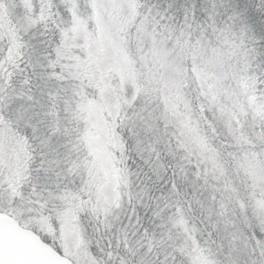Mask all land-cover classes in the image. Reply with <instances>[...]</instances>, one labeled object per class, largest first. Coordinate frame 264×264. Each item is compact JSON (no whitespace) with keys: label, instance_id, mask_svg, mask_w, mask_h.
<instances>
[{"label":"snow or ice","instance_id":"obj_1","mask_svg":"<svg viewBox=\"0 0 264 264\" xmlns=\"http://www.w3.org/2000/svg\"><path fill=\"white\" fill-rule=\"evenodd\" d=\"M22 7L15 25L0 29V264H195L194 245L204 264H264V0H212L200 9L201 31L224 33L223 23L251 33L247 68L229 85L233 104L220 103L207 73L196 77L199 120L212 113L208 127L228 143L220 150L208 141V154L193 166L179 137L175 144L160 137L136 106L126 108L118 134L123 154L137 160L136 180L127 201L112 203L99 200L89 178L92 158L72 104L78 92L67 82L62 55L80 4L40 0ZM128 7L136 19L158 25L157 17L172 18L175 6L131 0ZM181 9L191 28L187 8ZM196 13L193 4V20ZM154 185L165 189L162 196H153ZM66 210L77 226L67 244Z\"/></svg>","mask_w":264,"mask_h":264},{"label":"trees","instance_id":"obj_2","mask_svg":"<svg viewBox=\"0 0 264 264\" xmlns=\"http://www.w3.org/2000/svg\"><path fill=\"white\" fill-rule=\"evenodd\" d=\"M7 2L8 0H0V13L2 15V18H0V29H7L12 25V19L14 18L9 15L8 7L6 6ZM119 2L124 7L127 5V7L122 8L119 15H117V12L112 11L110 15H105L104 19L101 20L106 26H110L111 21L118 16L117 21L121 22L113 25V29L110 30V37L117 51L122 52L127 57L125 64H119V66H124L125 70L128 68L129 70L127 71L132 72L133 75L136 74V77L141 78L142 87L145 84L147 85L145 86V92L153 93L152 95H145L146 97L144 98L145 105H150L151 107L141 109L140 111L151 122L152 131L157 132L160 137H170L169 130H173L175 134H178V137L183 142V148L187 152H191L192 161L196 163L198 157L208 154V139L206 140L205 138H207L209 133L213 132L208 127V122L212 121L214 117L209 112L206 113L208 121L199 120L200 100L203 98L198 96L199 83L195 72L190 71V68H192L190 65H196L201 74L207 73L209 81L222 94L221 104H233L235 98L230 94L229 85L232 82L234 73L247 68L248 56L246 48L249 45L251 33L244 26L236 25L233 27L223 23H220L219 27L225 29L224 33L201 31L198 22H203L204 16L200 9L208 7L212 3V0H136L141 5H159L161 8L167 4L175 6L171 10V13H169V15L174 14L172 18L159 19L157 17L158 25L146 21L143 16L136 19L129 11L128 6L131 0H119ZM225 2H230V0H225ZM193 4L196 5L197 9L195 20L191 16V6ZM181 6H184L188 10V23L191 24V28L186 26L184 11L181 9ZM85 7V0H80L82 12L85 10ZM177 9L181 10L177 11ZM143 11L144 9L142 8L141 12ZM83 15L87 22V14L84 13ZM92 24L88 21V25L92 31L87 30V34H90L92 42L99 41L101 43V34H99L96 25L92 26ZM101 32H104L103 28ZM225 39L227 43L224 42ZM145 42H147L146 48H144ZM93 44L91 43V45ZM141 49L144 50L142 56L138 54V51ZM153 50L157 53L154 57L152 56ZM169 52H171V57L167 59ZM173 54L176 55L175 65H172V68L163 67L170 63L173 59ZM112 62H117V59L114 61L111 58L109 64H112ZM134 80H137V78L134 77L132 80L126 79V86L134 84ZM72 82L75 86L80 87V90H85L86 95H88L87 90L92 97L93 92L96 93V90L91 88V84L89 83L83 85L77 84L75 81ZM109 85L112 89L111 82ZM130 89L131 87H129L128 91ZM108 92L110 91L107 90L105 92V97ZM171 96L174 99L173 101H171ZM113 97L110 95L108 99ZM96 98L99 101L104 100L101 96H96ZM172 107H175V109L172 110ZM171 110L172 112H170ZM109 118L107 116V121L110 120ZM198 120L199 133L193 131V128L197 126ZM122 124H118L115 129L114 124L110 121L109 128L112 132H115V130L119 132ZM204 130H207V132ZM125 136H127L126 131ZM167 140L165 138L163 142L165 143ZM122 145L124 147L123 142ZM136 171V167L134 171L131 169L126 171L123 168V173L127 180L126 184L123 185V199L125 201L128 199L127 193L131 191V182L136 180ZM208 180L210 185L214 186L216 184L211 171L208 173ZM126 186L128 187V191L125 193ZM185 187L183 184L178 185L181 192L184 191ZM164 190L159 185H154L152 194L153 196H162ZM191 191L192 189L188 187L187 192L191 193ZM204 194L208 195V192ZM193 208L196 209L197 206L193 205ZM193 215H198V211H194ZM71 216L72 214L67 213V219ZM193 252L199 255L200 260L206 259L204 254L200 252L198 245H196Z\"/></svg>","mask_w":264,"mask_h":264},{"label":"rangeland","instance_id":"obj_3","mask_svg":"<svg viewBox=\"0 0 264 264\" xmlns=\"http://www.w3.org/2000/svg\"><path fill=\"white\" fill-rule=\"evenodd\" d=\"M78 2L80 4V0ZM33 3H38L37 5H39L40 0H8L6 6L8 7L9 15L14 17L12 19L13 26L23 12L22 5L31 8ZM93 3L97 5L95 11H91V5ZM107 3H111L115 7L111 9L105 8L104 5ZM85 4L86 7L83 12L80 8L78 12H74L70 17V23L65 33V46L62 50V55L64 57L65 73L68 80H70H67V82L75 87L78 92L72 104L77 121L83 130L84 139L82 141V147L85 153L90 154L92 158L91 176L89 178L95 185V195L99 200L101 202L112 203L120 197H123V185L126 184L127 180L123 173L124 165L122 161L126 156L123 154V141L118 134L119 132L116 130L112 132L110 130L109 123L111 121L116 129L118 124L121 125L123 123L122 116L124 110L133 105L136 106L138 111L151 107L150 105H145L144 98L146 97L145 95H152L153 93L145 92V86L147 85L145 84L142 87L141 78L136 77V74L133 75L132 72L127 71L129 70L128 68L125 70L124 66H119V64H125L127 57L122 52L117 51L110 37V30L113 29V25L121 22L117 21L118 16L111 21L110 26H106L101 20L104 19L105 15H110L112 11L117 12V15H119L122 8L127 7V5L124 7L123 4H120L119 0H85ZM84 13L87 14V20L93 23L92 26L96 25L98 28L99 34L102 37L101 43L99 41L92 42L90 34H87V30L92 31V29L88 25V21L86 22ZM37 15H39L38 12ZM0 18H2L1 13ZM28 18H31L30 13ZM102 28L104 29L103 33L101 32ZM95 30L97 31V29ZM91 43L94 44L91 45ZM146 46L147 42L144 43V48ZM153 51L152 56L154 57L157 53L155 50ZM143 53V49L138 51L140 56ZM114 56L117 62L109 64L111 58L116 61ZM170 57L171 52L167 54V59ZM175 61L176 55L173 54V59L170 63L163 67L172 68V65H175ZM190 66L192 67L190 68L191 72L195 69L193 72H195L196 77L201 74L198 68H196V65L193 64ZM134 77L137 78V80H134V84L131 82L132 85L126 86L125 80H132ZM72 81L83 85L89 83L91 84V88L96 90V93L93 92L92 97L87 90L88 95H86V91L80 90V87L75 86ZM110 82L113 86L112 89L109 85ZM198 83L200 86V82ZM129 87L131 89L128 91ZM107 90L110 91L107 94L108 97L112 95L114 96L113 98L108 99L107 95L106 97L104 96ZM96 96H101L104 100L99 101ZM173 100L171 96V101ZM174 109L175 107H172V110ZM107 116L110 117L109 121H107ZM169 135L173 141L171 142L175 144L179 135L175 134L173 130H169ZM167 143H169L168 140L165 141V144ZM192 164L195 166L196 163L192 161ZM127 191L128 187L126 186L125 193ZM67 213L72 214L71 210H66L63 220V237L66 244L73 240L77 234L75 221L72 216L67 219ZM200 226L197 220L196 227ZM44 227L46 229L47 224ZM191 227L192 224L189 223L188 228L190 229ZM195 248L196 245L193 246V251ZM192 259L195 264H204V260H200L199 255L194 252Z\"/></svg>","mask_w":264,"mask_h":264},{"label":"clouds","instance_id":"obj_4","mask_svg":"<svg viewBox=\"0 0 264 264\" xmlns=\"http://www.w3.org/2000/svg\"><path fill=\"white\" fill-rule=\"evenodd\" d=\"M173 127H175V125H173ZM217 127L219 128V124L217 125ZM204 131L207 132V130ZM207 139L209 143H214L216 146L219 147L220 150H222L224 148V145L228 143L222 131L209 133ZM188 154L191 155V152H188ZM122 163L126 171H128L129 169L134 171L135 167L137 166V160L134 158V156L131 153L125 156Z\"/></svg>","mask_w":264,"mask_h":264},{"label":"water","instance_id":"obj_5","mask_svg":"<svg viewBox=\"0 0 264 264\" xmlns=\"http://www.w3.org/2000/svg\"><path fill=\"white\" fill-rule=\"evenodd\" d=\"M45 258L46 259H56V257L54 256V255H52V256H49V255H47V254H45Z\"/></svg>","mask_w":264,"mask_h":264}]
</instances>
